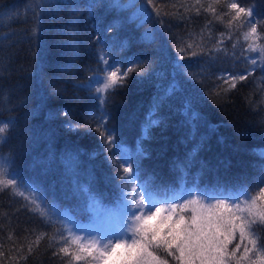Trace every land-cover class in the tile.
<instances>
[{"label":"trees","instance_id":"16d2710c","mask_svg":"<svg viewBox=\"0 0 264 264\" xmlns=\"http://www.w3.org/2000/svg\"><path fill=\"white\" fill-rule=\"evenodd\" d=\"M86 2L80 0L81 4ZM229 2L154 0L161 16L157 18L153 13V20L144 28L155 30L158 38L155 44L146 46L139 42L144 28L137 29L135 23L126 21L131 11L121 16L98 8L99 23L84 13L74 21L66 12H45L36 17L29 0H0V121L16 122L8 132V142L0 145V153L18 155L17 167L25 178L39 183L48 199L54 196L57 203L69 209L78 224L90 229L97 226L102 216L88 210L82 195H72L77 179L81 184L90 182L92 191L110 207L118 198L115 173L119 169L106 159L97 132L84 128L72 131L68 125L99 116L97 102L78 85L102 67L94 43L100 31L109 39L116 36L128 42L127 49L117 51V59L141 56L165 73L171 68L166 62L159 63L161 50L173 63L183 55L178 48L187 53L178 61L187 65L183 70L187 74L183 75L185 91L168 98L159 110L155 108L156 97L162 96L170 83L167 74L149 80L133 73L127 85L118 87L109 97L108 126L116 130L117 141L132 151L141 144L147 152L141 179L152 175L157 183L178 186L179 172L174 170L173 161L184 158L193 146L186 144L185 138L194 134L197 140L207 137L198 158L213 169L199 176L201 186L213 185L217 177L228 185L252 181L259 175L258 166L264 164L256 154L264 150V62L258 52L247 51V26L241 27L240 21L229 26V16L216 18L227 12ZM236 2L253 7L264 17V0ZM209 4L216 8V17L204 11ZM147 7L151 12V6ZM196 8L201 9L199 15ZM118 18L123 26L118 32H107ZM63 42H78L79 55L75 59L63 54L65 50L58 46ZM189 44L192 49H188ZM192 51L197 55L193 56ZM250 57L257 58L256 65L251 64ZM245 72L251 73L247 79L236 81V88L226 91L228 85L221 77ZM193 96L194 109L203 118L195 127L186 123L183 108L185 99ZM49 112L56 118L49 119ZM153 118L162 119L163 125L152 128L148 138L141 139ZM197 173L198 166L189 170V186ZM57 231L58 225L28 211L21 196L11 189L0 191V264H68L67 257L53 255L56 249L50 238ZM41 233L44 238L38 247L33 245L29 254V244Z\"/></svg>","mask_w":264,"mask_h":264},{"label":"snow or ice","instance_id":"6c2138e0","mask_svg":"<svg viewBox=\"0 0 264 264\" xmlns=\"http://www.w3.org/2000/svg\"><path fill=\"white\" fill-rule=\"evenodd\" d=\"M196 3L199 4L200 0H196ZM215 3L218 4L219 0H215ZM147 6H151V12ZM29 7L36 17L45 12H66L75 21L84 13L98 23V8L121 16L131 11L126 21L135 23L137 29L151 22L153 13L157 18L161 16L154 0H87L84 4L80 0H29ZM226 7L227 12L219 17H216V8L212 4L204 11L220 20H223V16H229V26L233 21H240L241 27L247 26L244 33V40L248 41L247 51L258 52L260 60L264 62V42L257 43L264 41V17L253 7H244L236 0H231ZM200 10L195 9L197 15ZM2 19L0 17V21ZM122 26L118 18L106 31L118 32ZM157 38L155 30L144 28L139 42L151 46ZM94 43L97 62L102 67L78 88L97 102L95 108L99 116H90L83 123L69 124L68 128L72 131L84 128L99 134L107 153L106 159L119 169L115 173V179L119 181V193L115 203L109 207L92 191L90 182L81 184L77 179L72 195H82L94 216L111 217L115 222L108 226L94 225L91 229L78 224L69 209L57 203L54 196L48 199L39 183L30 177L25 178L17 167L19 156L15 154L0 153V191L11 189L26 201L28 211L38 213L47 223L58 225L57 234L50 238L56 249L53 255L67 257L68 264H264V164L258 166L259 175L250 182L228 185L217 177L213 185L201 186L199 176L205 170L213 169L198 158L207 137L202 136L197 140L192 134L185 138L186 144L193 145L191 149L186 151L183 159L173 161L174 170L179 172L178 186L165 185L157 183L152 175L141 179L146 150L141 144L135 151L130 150L117 141L116 130L108 126L109 97L118 87H125L133 73L149 80L166 74L171 77L163 95L156 97L157 110L168 98L183 93V75H187L183 70L187 65L178 61L184 59L186 50L177 49L183 55L177 57L176 63L161 50L159 63L166 62L171 68L170 73H165L160 67L154 66L151 60L141 56L129 58L125 55L117 59V51H124L129 45L127 41H119L116 36L109 39L98 31ZM58 46L65 50L64 55H70L73 59L79 55L78 42H63ZM187 47L192 49L193 45ZM217 51L221 49L218 47ZM191 54L197 55L195 51ZM249 59L252 65L257 64V58ZM250 74H229L221 79L228 85L227 91L236 88V81H244ZM56 91L59 93L60 90ZM195 102L193 96L186 98L183 104L186 123L192 127L203 119L194 109ZM62 115L67 116L68 113L63 112ZM48 117L55 119L56 114L49 112ZM163 123L160 118L151 119L141 139H147L148 132ZM15 124L13 120L0 121V145L8 142V132L10 128L14 129ZM113 148H116V152H113ZM256 154L264 160V150H258ZM197 166L198 173L189 186V170ZM105 179L111 183V178ZM44 236V233L37 235L29 244V254L33 251V245L38 247Z\"/></svg>","mask_w":264,"mask_h":264},{"label":"rangeland","instance_id":"374dc122","mask_svg":"<svg viewBox=\"0 0 264 264\" xmlns=\"http://www.w3.org/2000/svg\"><path fill=\"white\" fill-rule=\"evenodd\" d=\"M115 220L111 217H105V216H102L99 220H98V224L97 226L99 225H104V226H108L112 223H114ZM90 229V228H89Z\"/></svg>","mask_w":264,"mask_h":264}]
</instances>
